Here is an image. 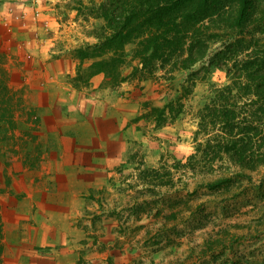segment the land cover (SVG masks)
I'll return each instance as SVG.
<instances>
[{"label":"rangeland","instance_id":"1","mask_svg":"<svg viewBox=\"0 0 264 264\" xmlns=\"http://www.w3.org/2000/svg\"><path fill=\"white\" fill-rule=\"evenodd\" d=\"M105 1L0 0L1 264H264V164L186 165L199 109L229 82L210 59L264 52V0H221L193 26L206 56L190 68L126 44L114 85L74 53L104 34ZM67 203L81 211L65 243ZM118 235L130 250L99 256Z\"/></svg>","mask_w":264,"mask_h":264},{"label":"trees","instance_id":"2","mask_svg":"<svg viewBox=\"0 0 264 264\" xmlns=\"http://www.w3.org/2000/svg\"><path fill=\"white\" fill-rule=\"evenodd\" d=\"M220 7L221 0H106L100 14L104 34L74 53L81 62L91 59L92 74H103L108 85L124 79L119 63L128 43L136 44L134 56L141 62L158 58L165 63L171 56L182 68H190L206 56L205 38L193 26H203ZM230 57L221 49L210 59L209 64L225 69L229 82L215 87L199 109L196 133L202 137L186 163L204 176L241 174L264 164V52ZM255 96L263 99L262 106H255ZM166 111L173 112L171 100L158 109ZM2 251L0 235V264Z\"/></svg>","mask_w":264,"mask_h":264},{"label":"crops","instance_id":"3","mask_svg":"<svg viewBox=\"0 0 264 264\" xmlns=\"http://www.w3.org/2000/svg\"><path fill=\"white\" fill-rule=\"evenodd\" d=\"M72 195L74 197V195H75L74 192ZM67 205H68V203H67ZM68 206L70 209H69L68 216L66 218L64 217L65 224L63 227H61L59 229V233H62L63 231L65 232L66 236L60 237V239L64 240L65 243H68L67 241H70V238L67 237V233H69V229L73 227V221L76 220L75 217L81 211V209L75 208L73 204H70ZM84 222H88V221L85 220ZM75 234H76V236H78V235H80V232L76 231ZM43 236H46L44 232H43ZM46 238L48 240L47 236H46ZM56 240H57L56 238L49 239V243L55 242ZM73 240L76 241L75 238H73ZM88 241H90V242H86L84 244L85 246H87L90 243H94L92 240H88ZM132 242H133L132 240L123 239L122 235H118L117 240H115L114 242H111L110 244H107V247L104 249L96 250V252H97V254H99V256H101L103 258L110 257L111 259L117 260V259H119V256H121V254H124V252L126 250H130ZM81 246H82V244H81ZM74 249H76V248H74ZM93 250H95V249H93ZM131 250H135V249H131ZM58 254H65V253L59 250ZM74 256H76V259H77L78 254L75 252ZM72 261L73 260H71V259L65 258L63 261V264L69 263Z\"/></svg>","mask_w":264,"mask_h":264}]
</instances>
